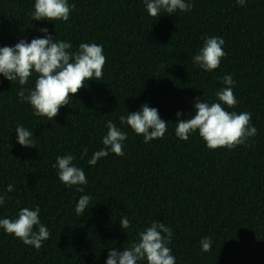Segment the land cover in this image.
I'll use <instances>...</instances> for the list:
<instances>
[{
	"label": "trees",
	"instance_id": "trees-1",
	"mask_svg": "<svg viewBox=\"0 0 264 264\" xmlns=\"http://www.w3.org/2000/svg\"><path fill=\"white\" fill-rule=\"evenodd\" d=\"M190 2L188 12L153 18L144 0H68L75 5L68 21L50 22L33 20L35 0H0V47L50 35L71 43L72 52L96 43L106 57L102 80L89 81L52 121L34 116L18 99L19 82L0 75V195L11 197L0 219L38 206L51 233L36 250L0 228V264H106L110 250L129 247L153 221L173 230L167 246L176 264H264V0ZM208 37L225 41L226 55L212 72L192 62ZM225 75L235 80L238 103L223 107L251 113L257 135L232 150H209L198 130L180 140L175 123L194 115L197 98L218 102ZM35 79L23 87L33 88ZM144 104L168 123L163 138L150 143L119 120ZM108 121L127 133L125 154L89 165L104 147ZM19 125L36 147L17 143ZM68 154L87 184L69 188L59 180L53 165ZM80 195L92 200L77 215ZM204 237L213 241L209 252L201 250Z\"/></svg>",
	"mask_w": 264,
	"mask_h": 264
},
{
	"label": "clouds",
	"instance_id": "clouds-1",
	"mask_svg": "<svg viewBox=\"0 0 264 264\" xmlns=\"http://www.w3.org/2000/svg\"><path fill=\"white\" fill-rule=\"evenodd\" d=\"M236 4L243 6L245 0H236ZM147 13L153 18H159L161 13L175 14L177 11L188 12L192 8L190 0H144ZM75 5H69L68 0H35L32 18L36 21H68L71 10ZM44 33L47 28L41 29ZM225 41L220 37L204 39V45L199 53L193 57V64L198 65L206 72H212L220 66L221 59L226 55L223 51ZM71 43L66 40L34 38L31 42L20 40L14 47H0V75L8 81H18L22 87L18 91V99L31 106L33 115L46 117L52 121L59 114L60 108L70 104V98L86 86L91 80L101 81L106 57L103 48L96 43H81L78 50L70 51ZM35 73L36 79L33 88L25 89L29 79ZM224 87L215 93L216 100L209 104L197 98L194 105V115L181 119L176 124L175 135L187 142L192 133L198 130L209 150L227 148L232 150L239 145L246 144L249 138L257 135V128L251 124L252 114L249 112L227 111L223 107L234 108L238 101L234 95L235 80L231 75L221 78ZM27 92V94H26ZM177 117L181 115L176 113ZM121 124H126L136 135H142L145 143L163 138L167 132V124L159 117L158 110L144 104L141 109L127 116L119 117ZM107 134L102 139V147L93 153L88 161L89 165L114 153L123 156L127 133L122 131L112 121L106 123ZM17 143L22 147H36L31 139L33 133L23 125L16 127ZM88 149L81 153V159L86 156ZM76 157L72 154L58 156L54 168L58 169V178L66 187L87 184L85 172L74 165ZM13 186L8 185L7 192H12ZM77 191L84 192L83 187ZM6 197L0 195V205H4ZM92 197L80 195L75 203L77 215L85 213ZM40 209L27 207L21 209L15 220L0 219V228L7 234L14 235L27 246L39 250L43 242L50 238L51 233L40 221ZM123 230L130 228L131 222L127 217L120 219ZM37 227L38 230H34ZM173 230L164 223L153 221L150 227L138 233V240L132 242L123 251L112 249L109 251L106 264H176L171 249L167 246L171 242ZM212 239L204 237L200 241L201 250L211 251Z\"/></svg>",
	"mask_w": 264,
	"mask_h": 264
}]
</instances>
